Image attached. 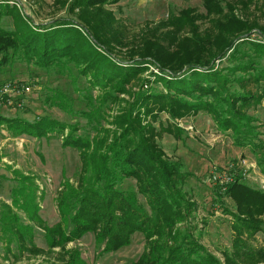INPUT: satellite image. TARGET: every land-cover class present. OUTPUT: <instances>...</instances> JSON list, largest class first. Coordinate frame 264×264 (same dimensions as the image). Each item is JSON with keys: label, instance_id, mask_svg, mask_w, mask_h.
<instances>
[{"label": "trees", "instance_id": "16d2710c", "mask_svg": "<svg viewBox=\"0 0 264 264\" xmlns=\"http://www.w3.org/2000/svg\"><path fill=\"white\" fill-rule=\"evenodd\" d=\"M115 1L73 0L80 7L81 21L58 17L35 23L21 13L19 4L0 0V72L21 62L69 75L74 82L87 79L81 95L85 107L76 105L68 93L45 88V101L71 114L72 121L40 112L24 115V82L13 77L0 81V132L5 129L10 137L39 140L60 138L63 147L80 151L84 170L77 182H63L56 195L59 220L49 225L39 214L43 192L35 175L8 166L16 184L11 202L0 203V239L6 256L19 262L26 253H44L51 256L48 264H88L78 248L68 247L70 242L93 233L102 253L113 252L128 246L139 232L145 237L144 250L130 264H264V247L254 243L258 233L264 234V189L246 181L238 161H232V168H220L234 175L224 189L214 184L212 210L219 205L230 214L234 232L230 254L221 260L192 231L198 205L184 190L190 173L163 154L143 115L155 109L167 111L172 118L207 112L218 129L231 132L238 146L254 152L264 174V139L254 123L257 117L249 113L264 102V28L253 19H240L230 3L224 7L223 0H202L210 21L203 34L195 25L198 17L193 9L172 12L157 29L146 32L139 57L124 59L113 53L106 36L115 17L104 5ZM239 2L244 5L250 0ZM6 17L12 19L11 25ZM188 24L191 29L185 33ZM170 26L175 30L169 33L170 41H164L161 36ZM255 33L263 39H252ZM173 47L179 49L170 52ZM219 57H226V64L216 67L212 62ZM147 63L162 73L147 78L143 75ZM137 77L143 83L154 80L162 88L142 89L126 110L113 113L117 94ZM91 88L98 89L99 95L94 96ZM142 107L144 111L134 114ZM13 109L17 112L8 114ZM110 123L117 128L104 137ZM170 124L161 129L177 128ZM176 130L179 137L184 133ZM131 178L136 190L125 187ZM223 197L234 201L235 210ZM37 226L43 231L46 250L34 242Z\"/></svg>", "mask_w": 264, "mask_h": 264}, {"label": "rangeland", "instance_id": "374dc122", "mask_svg": "<svg viewBox=\"0 0 264 264\" xmlns=\"http://www.w3.org/2000/svg\"><path fill=\"white\" fill-rule=\"evenodd\" d=\"M8 2L19 4L18 9L21 13L29 15L35 23H46L58 17H73L81 21L79 18L80 7L75 5L77 2H73V0H8ZM227 3H230L229 6L240 19H253L264 28V0H250L249 4L245 3L244 5L239 0H223L222 5L226 7ZM104 7L105 10L112 12L116 21L111 22L112 29L106 34L107 39L112 41L109 46L115 55L124 59L133 56L139 57L146 32L155 27L157 29L160 26L159 22L166 20L168 14L172 12L178 13L182 9H193V14L198 17L195 20V25L202 34L210 23L206 17L202 0H118L109 2ZM101 20L107 21L104 18ZM6 23L11 25L12 19L6 17ZM101 24L105 28L102 21ZM167 29L163 28L162 30ZM189 29H191L190 24L187 25L185 33ZM174 30V26H170L168 32L164 33L161 39L170 41L169 33ZM176 34L180 33L176 31ZM251 38L263 39L256 33ZM116 39H120V42ZM115 41L118 43L116 44ZM178 49L173 47L170 52H175ZM225 58L219 57L212 63H215L216 67H221L226 64ZM147 65L148 70L143 73L147 78L152 73H162L156 65L149 63ZM11 77L23 81L24 86L30 87V90L21 88L25 97V108H21V111H24V115L28 117L40 112L61 120L72 121L74 119L64 109L49 105L45 101L47 96L45 88L47 87L68 93L72 99H75L76 105L87 106L85 97H82V87L86 85V78H79L77 82H74L69 75L33 68L21 62H17L12 68L6 65L5 71L0 72V81ZM151 77L153 78V76ZM143 82L141 78L137 77L126 85V91L117 94L119 100L115 103L114 110H116L113 113L126 110L142 89L151 86L162 88V85L154 80ZM90 90L94 96L99 95L98 89L91 88ZM160 105L162 106V104ZM138 110L144 111L145 108L135 110L134 114L139 112ZM7 112L15 114L17 111L13 109L7 110ZM149 113L148 115L143 114L144 122L149 123L150 128L155 131L153 138L162 149L163 154L171 160L180 162L183 165V171L190 173L184 190L198 205L192 222L193 233L210 251L224 260L225 254H230L234 236L233 223L231 215L224 212L219 205H215V209L212 210L215 183L211 173L215 168H223L234 163L232 161L235 160L244 167L246 181L264 189V174L258 167L254 152L249 147L238 146L234 142L231 132H223L218 129L214 118L207 112L200 111L176 118H172L165 110L159 112L158 109H155L153 114ZM249 113L257 117V121L254 123L264 139V102L253 106ZM168 123L183 130L184 133L179 137L177 128H171L172 132L162 130L161 128ZM106 127L109 132L104 137H109L117 128L111 123ZM0 152L3 154V159L0 162V174H3L0 175V203L11 202V188L16 184L13 180L12 170L21 169L25 173L35 175L37 184L43 192V195L40 196L39 214L41 218L49 225L56 223L59 220L56 204L57 192L61 189L65 179L75 183L84 175L80 151L63 147L60 138L39 140L26 135L10 137L3 129L0 132ZM8 166H12V170ZM125 187H132L136 190L135 180L127 179ZM223 201L229 209L235 210V203L230 197H223ZM21 213L24 215L23 212ZM34 242L38 247L47 249L43 231L38 226L35 229ZM254 243L264 247V234L258 233ZM144 246L145 237L139 232L133 235L128 246L113 252L102 253V247L96 245L93 233H87L68 244V247L78 248L88 264H130L141 255ZM49 257L51 256L44 253L37 255L26 253L19 262H12L13 258L5 254V242L0 239V264H48Z\"/></svg>", "mask_w": 264, "mask_h": 264}, {"label": "built area", "instance_id": "2783aa9c", "mask_svg": "<svg viewBox=\"0 0 264 264\" xmlns=\"http://www.w3.org/2000/svg\"><path fill=\"white\" fill-rule=\"evenodd\" d=\"M8 85L5 87V91L9 90ZM24 90H30L29 86H23ZM229 167H233V165H229ZM212 180L215 184H218L222 189L226 187V185L233 181L234 175L229 172V169H217L215 168L211 173Z\"/></svg>", "mask_w": 264, "mask_h": 264}]
</instances>
